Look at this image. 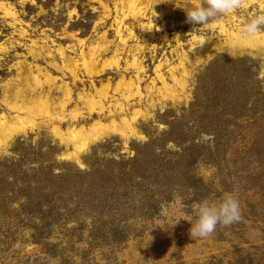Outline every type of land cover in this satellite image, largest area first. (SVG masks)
<instances>
[{"label": "rangeland", "instance_id": "rangeland-1", "mask_svg": "<svg viewBox=\"0 0 264 264\" xmlns=\"http://www.w3.org/2000/svg\"><path fill=\"white\" fill-rule=\"evenodd\" d=\"M130 1L0 0V118L38 123L0 147V264H264V46L237 40L264 13V0H241L202 26L186 22L185 11L200 0ZM125 15L126 45L117 33ZM96 44L109 48L103 59L118 52L122 68L92 81L79 66L75 83L54 67L64 64L60 49L81 64ZM134 55L145 70L144 97L131 100L128 116L148 110L136 124L140 136L112 135L69 158L74 146L41 124L61 112L60 86L73 88L68 109L84 112L79 126L108 122L79 93L122 75L137 79L125 71ZM182 62L184 86L169 71L181 78ZM17 87L36 99L50 95L55 108L14 111ZM228 196L239 201L241 220L191 238L199 206Z\"/></svg>", "mask_w": 264, "mask_h": 264}, {"label": "bare ground", "instance_id": "bare-ground-1", "mask_svg": "<svg viewBox=\"0 0 264 264\" xmlns=\"http://www.w3.org/2000/svg\"><path fill=\"white\" fill-rule=\"evenodd\" d=\"M129 3L133 5V7H136L135 4L138 3V0H131ZM127 17L128 16L125 15L124 18L119 21V27L117 29V33L124 45L127 44L128 39L123 37L121 24L125 19H127ZM150 28L152 29V25H150ZM130 34L134 35V32L131 31ZM152 35L153 33L151 34V36ZM251 38L256 42L255 45L264 46V34H258L257 36ZM148 43L149 39L145 38L140 48L142 49V47L147 46ZM101 47V45L97 44L92 45L90 51L91 53L82 54L81 64H79L78 61H74L73 59H71L64 50L60 49L59 54L64 64H54V67L63 72L64 75H66L67 72L70 73L74 78L75 83H77L79 80L82 81V78L79 74V71H81V68L79 66H82L85 74L92 78V81H94L95 77L102 76L109 70H113L115 68L117 70H120L122 67L118 52L116 55H114L113 59L106 60L103 59V56L107 51H109V48L107 47L104 49L103 47ZM162 66V64L158 66V78L164 84L166 91H170L171 88L169 86L167 77L161 73ZM181 66L183 68L181 78L176 76V71L178 68L172 67L169 71L171 72V78L174 79V82L177 85L184 86V79L189 72H187L188 67L186 63L182 62ZM130 69L136 70L137 79L128 80L127 78H125V75H122L120 80L115 85L111 81H109V79L100 87L96 86V90L94 93H91L89 91H83L82 93H79L78 100L85 103L86 105L92 106L91 114L96 113L100 116L106 115L105 117L109 119L108 122H104L103 119H98L89 127L78 125V122L81 120V118H84V112L79 110L78 107H75L71 110L68 109L69 105H71V103L74 101L73 88L68 83L60 86V91H62L64 95L62 100L58 103L61 112L59 113V115L58 113L51 114V118L48 121H43V123L41 122V124H50L52 126L54 134L62 143L66 144L67 146H74V150L67 154L69 158L79 160L81 153L88 146L95 142L111 137L112 135L118 134L125 139H129L131 136H140V132L138 131L136 124L140 117L147 116L148 110L142 112L141 110L135 109V111H133V114L131 116H128V111L131 107V100L136 97H140L141 99L144 97L141 87L138 84V79L141 80L140 76L138 78V74H141L145 70L142 65V61L139 60L135 55L133 61L127 64L125 71H129ZM150 90H153V88ZM112 91L114 94H120L121 98H116L114 95L111 96ZM148 95L150 98L154 99L152 97V92ZM167 95L168 94L163 91L160 100L166 99ZM122 98L125 100V102L121 101ZM11 99L12 109L14 111L26 114H34L35 109H41V111H43L47 115L50 113V110H52V107L55 108V101L50 97V95L40 96L36 99L34 97H29L25 88L17 87ZM108 102L110 103L109 105ZM151 103L153 106L155 105V102L152 101ZM24 119L17 118L16 121L9 122L6 117L0 118V147L6 145L8 141L13 139L15 136L26 132L30 128L34 129L36 126H38V123H36L34 120L26 122V120ZM67 120L74 122V124L69 126L66 132H64L60 124Z\"/></svg>", "mask_w": 264, "mask_h": 264}, {"label": "clouds", "instance_id": "clouds-1", "mask_svg": "<svg viewBox=\"0 0 264 264\" xmlns=\"http://www.w3.org/2000/svg\"><path fill=\"white\" fill-rule=\"evenodd\" d=\"M241 6V0H200L195 6L186 11V22L193 26L209 24L221 15L232 13ZM264 32V13L253 16L249 22L239 30L237 40L244 37H255ZM241 220L239 201L231 196L222 202H203L198 209V219L191 226V238H207L218 225L229 226Z\"/></svg>", "mask_w": 264, "mask_h": 264}]
</instances>
